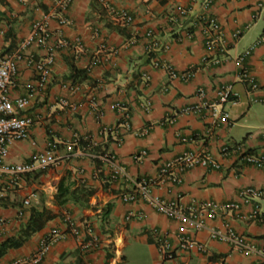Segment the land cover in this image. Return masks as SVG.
I'll use <instances>...</instances> for the list:
<instances>
[{"label":"crops","instance_id":"obj_1","mask_svg":"<svg viewBox=\"0 0 264 264\" xmlns=\"http://www.w3.org/2000/svg\"><path fill=\"white\" fill-rule=\"evenodd\" d=\"M72 0L68 7L71 23L61 26L53 19L49 25L48 45L60 39L78 41L79 49H58L52 68L51 82L24 112L34 117L31 140L15 141L9 147L7 163H19L30 159L42 150L48 140L57 143L59 163L43 171L22 176L17 187H7L0 200V218L4 226L0 241L16 235L28 217L31 205L45 206L56 217L34 233L20 248H9L0 256V264L14 258L29 256L40 244L42 237L51 229L58 228L60 237L51 245L39 264H56L67 253V260L82 258V264H253L264 256L247 254L227 243L212 240L208 230L197 232L195 239L206 251L182 252L178 250L175 223L155 211L143 201L123 203L120 193L129 192L135 179L155 177L163 161L185 150H207L220 163L217 170L195 167L182 175L180 184L165 183L155 186L154 192L164 200H177L187 206L194 202L214 201L223 204L235 199L238 191L246 186L264 187V171L241 166L231 155L223 157L221 146L244 143L247 148H261L260 131L264 130V43L255 42L264 31V0H213L205 10L201 0ZM49 0H0V53L14 50L30 32L33 22L50 11ZM125 9L132 21L125 25L115 21L109 10ZM184 7L186 16L180 17L177 9ZM212 15L221 28L223 51L209 52L204 46L205 27L200 19ZM240 30L235 38L233 33ZM153 31L156 39L167 48L147 51V31ZM253 47L246 58L258 87L254 90L238 79L237 57ZM46 53L45 46L32 45L25 51V58L38 60ZM92 55L99 63L89 66ZM222 62L213 64L215 57ZM171 64L178 72L194 69L189 81L172 79L154 62ZM88 69V79L78 81L73 89L67 79L68 65ZM36 75L26 62L18 63L17 87L13 97L24 95L28 84L35 82ZM231 85L234 102H227L224 110L230 122L212 136L208 129L205 112L182 113L186 107L198 102L196 93L204 90V98L217 99V89ZM65 100L67 104L61 101ZM119 103L129 112L131 129L124 135V142L117 145L114 134L103 128L118 122V113L111 105ZM149 104L150 108L146 109ZM96 110L102 115L96 118ZM181 112V113H180ZM172 114L173 122L165 123ZM149 127L148 133L140 131ZM233 128L241 136L236 138ZM241 133V134H240ZM177 134L188 138L180 143ZM81 138L69 153L66 145ZM88 138V140H84ZM115 154L126 176L118 180L110 177L109 166L99 160L103 151ZM144 150L145 156L138 162L135 153ZM71 171V181H78L94 190L87 207L68 203L59 208L53 203L56 184ZM29 204L24 207L23 201ZM257 204L264 213V193L253 197L245 211ZM110 212L101 227L99 215L103 207ZM23 210L24 215L20 214ZM144 214L143 219L125 221L126 213ZM70 214L84 230V224L94 227L99 242L91 250L78 251L79 237L66 229L65 216ZM235 231L244 234L258 248L264 249V222L232 220ZM206 226L220 227L221 221L206 220ZM100 228V229H99ZM166 235L173 244L172 259H164L157 251L151 230ZM111 254L109 257L108 254ZM123 257V259H122Z\"/></svg>","mask_w":264,"mask_h":264},{"label":"built area","instance_id":"obj_2","mask_svg":"<svg viewBox=\"0 0 264 264\" xmlns=\"http://www.w3.org/2000/svg\"><path fill=\"white\" fill-rule=\"evenodd\" d=\"M52 3L50 11L36 19L29 34L22 39L18 46L6 53H0V200L4 196L7 187H17L23 175L43 171L59 163V155L57 153V143L48 140L42 150H38L32 154L30 159L19 163H7L6 157L9 153L10 145L15 141L31 140V128L36 122L34 117L26 114L24 111L31 106L33 101L46 92L52 75V68L56 58V50L58 49H79L84 51L78 41H70L60 39L56 44L48 45L50 38L49 25L55 19L59 25L66 26L71 23L68 16V7L72 0H49ZM106 4L104 0H101ZM196 1V0H194ZM203 8L209 10L213 0H201ZM113 14V19L123 25L132 21V16L125 9H114L109 7ZM179 16H186V9L179 7L177 9ZM201 25L205 27L204 46L209 52L223 51L221 46V28L218 21L210 14H205L200 19ZM241 34L240 30H235L233 36L237 38ZM148 38L146 50L152 51L158 48H167L161 45L156 39L153 31H147ZM264 43V31L255 42V45ZM32 45L45 46L46 53L43 58L32 60L25 58V51ZM241 53L236 63L239 66L238 79L245 83L247 87L254 90L258 87V83L251 73L246 58L250 55L253 47ZM26 60L36 75L35 82L28 84L24 95L13 97V91L17 87L18 63ZM99 57L92 55L89 66L99 63ZM213 64L222 62L220 57L212 60ZM154 66L164 69L172 79H181L189 81L194 76V69H186L178 72L169 63H160L155 61ZM73 85L69 84L68 88L73 89ZM196 96L198 102L186 107L182 113L200 114L205 112L208 119V129L211 135L218 136L219 131L230 122L229 113L224 110L227 102H234L235 93L231 85L221 86L217 89V99L207 100L204 98V90L199 88ZM67 104L65 100L61 101ZM111 108L118 113V122L113 127L103 128L104 132L114 134V140L117 145L124 142V135L130 129V117L128 110L121 104L115 103ZM149 104L146 109H149ZM180 112V113H181ZM96 118L102 115L101 110H96ZM169 113L166 116L165 123L173 122V116ZM149 127H145L140 131L141 135L148 133ZM180 143H186L188 138L177 134ZM261 148L258 151H251L244 143H236L231 146H221V155L223 157L231 155L235 157L241 166L252 167L254 169L264 171V130L260 131ZM88 140V138H84ZM81 141L79 137L73 142L66 145V150L71 153L73 146ZM146 152L141 150L133 156L135 160L141 162ZM99 160L104 161L109 166L111 179L118 180L125 178V168L120 165L116 156L111 151H103L98 155ZM201 167L204 169L217 170L221 167L220 163L207 150H185L173 158L163 161L159 166L155 177H141L135 179L129 192L120 193L119 198L123 203H133L137 201L145 202L155 211L163 214L171 219L176 225V240L178 250L182 252L197 251L204 253L205 246L195 239L197 232L204 229L208 230V235L212 240L227 243L247 254L255 253L264 256V249L258 248L253 241L249 240L244 234L235 231L232 220L242 221H259L264 222V213L257 204L245 211L244 205L250 204L253 197H259L264 193L263 188H254L246 186L241 188L235 199L223 204L214 201L194 202L190 205H181L177 200H164L158 197L154 192L155 186H162L165 183L178 185L182 181V175L189 169ZM29 201L25 199L23 205L26 207ZM20 214H22L20 212ZM144 214L129 211L126 213L125 221L131 219H143ZM221 221L220 227H207L206 220ZM64 223L66 229L71 235L79 237L78 248L83 251H89L99 242L98 235L94 233V227L91 224H84V230H81L77 221L69 214L65 216ZM4 222L0 218V232L3 229ZM151 235L155 240L158 253L164 259L174 258L175 251L173 244L166 235L160 234L156 229L151 230ZM60 237L62 232L58 228L49 230L41 239L39 246L27 257H18L9 261L7 264H39L43 257L49 252L51 245ZM93 264V263H90ZM253 264H264V259Z\"/></svg>","mask_w":264,"mask_h":264},{"label":"trees","instance_id":"obj_3","mask_svg":"<svg viewBox=\"0 0 264 264\" xmlns=\"http://www.w3.org/2000/svg\"><path fill=\"white\" fill-rule=\"evenodd\" d=\"M69 72L67 79L74 85L78 81L88 79V69L80 66H76L74 63L68 65ZM251 151H255L250 149ZM111 174V173H110ZM78 186L74 187L75 182L71 181V171H67L56 184V191L53 196V203L59 208H64L68 203H74L79 207H87L90 196L93 195L94 190L85 186L84 183L78 181ZM25 207V206H24ZM28 217L23 224L19 227L16 235L7 236L0 241V256L5 254V251L9 248H20L27 243L28 239L36 232L40 231L47 222L56 217V214L51 212L50 209L45 206L28 207ZM110 212L109 206L103 207L99 215V227L102 226L108 214ZM21 213L24 215L23 210ZM69 214V213H68ZM70 215V214H69ZM100 229V228H99ZM80 256H85L86 253L78 251ZM69 253L61 257V261L56 264H82V258L75 259L74 261L67 260ZM109 257L111 254H108ZM123 259V257H122Z\"/></svg>","mask_w":264,"mask_h":264},{"label":"rangeland","instance_id":"obj_4","mask_svg":"<svg viewBox=\"0 0 264 264\" xmlns=\"http://www.w3.org/2000/svg\"><path fill=\"white\" fill-rule=\"evenodd\" d=\"M239 130H242L241 128H238ZM238 129L237 128H233L232 129V133L234 134V136L236 137V138H240L241 136L239 135V133H238ZM241 134V133H240Z\"/></svg>","mask_w":264,"mask_h":264}]
</instances>
